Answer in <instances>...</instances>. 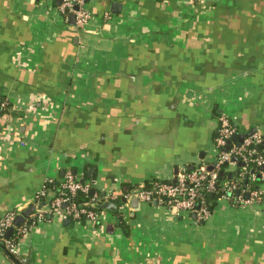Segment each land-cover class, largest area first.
<instances>
[{
    "label": "crops",
    "instance_id": "0c3cea01",
    "mask_svg": "<svg viewBox=\"0 0 264 264\" xmlns=\"http://www.w3.org/2000/svg\"><path fill=\"white\" fill-rule=\"evenodd\" d=\"M61 3L0 0V218L68 172L122 195L211 164L221 116L264 135V0H90L84 31ZM134 200L48 214L0 264H264V199L203 224Z\"/></svg>",
    "mask_w": 264,
    "mask_h": 264
},
{
    "label": "built area",
    "instance_id": "2783aa9c",
    "mask_svg": "<svg viewBox=\"0 0 264 264\" xmlns=\"http://www.w3.org/2000/svg\"><path fill=\"white\" fill-rule=\"evenodd\" d=\"M89 1L62 0L59 12L66 20L74 16L76 31L88 28L92 18ZM7 109L8 101L0 98V117ZM236 132L233 120L228 116H221L214 140L218 153L213 163L198 164L192 169L183 167L172 179L154 180L122 195L112 192L104 195L94 193L88 183L71 172L66 173L57 186L52 180H48L35 194L34 210L21 225H15L16 218L21 214L19 212H7L0 218V244L9 258L18 259L21 239L48 214H58L64 220L98 223L102 213L101 206L114 200H121L117 206L120 212L131 200L136 199L165 208L177 217L195 216L197 224H203L211 217V195L219 194L220 199L227 200L237 208H251L260 204L264 199L263 190L260 187L251 189L250 186H244L243 181L247 177L248 180L255 181L257 176L264 180V135L255 132L239 144L231 141ZM233 158L242 163L243 169L237 177L231 171L232 177L221 183L220 174L236 166ZM210 165L213 166L212 170L208 169ZM11 228V236L6 238Z\"/></svg>",
    "mask_w": 264,
    "mask_h": 264
},
{
    "label": "water",
    "instance_id": "95a60500",
    "mask_svg": "<svg viewBox=\"0 0 264 264\" xmlns=\"http://www.w3.org/2000/svg\"><path fill=\"white\" fill-rule=\"evenodd\" d=\"M74 19H75V18H74L73 15L70 16V20H71L72 24H74ZM254 131H255V130L252 129L249 133H247V134H243V135L234 134V135L232 136V138H231V141H233V142H237V143L240 144V143H242V141H243L245 138L251 136V135L254 133ZM233 161H237V159H236V158H233ZM208 169H209V170H212V169H213V166H212V165L208 166ZM262 170L264 171V167L262 168ZM229 177L231 178V177H232V174H230ZM258 179H260V176H258ZM134 202H138V201H137V200H134ZM111 206L113 207V205L102 206L101 209L110 208ZM33 210H34V205L30 206V207L27 208L25 211H23V212H22V213L16 218V220H15V225H16V226L21 225V224L24 222V220H25L26 218L29 217V215L33 212ZM192 218L195 219V216H192ZM12 232H13V228H11V229L8 231V233H7V235H6V238H9V237L11 236Z\"/></svg>",
    "mask_w": 264,
    "mask_h": 264
},
{
    "label": "trees",
    "instance_id": "16d2710c",
    "mask_svg": "<svg viewBox=\"0 0 264 264\" xmlns=\"http://www.w3.org/2000/svg\"><path fill=\"white\" fill-rule=\"evenodd\" d=\"M0 98H2V97H0ZM2 99H4V98H2ZM242 169H243L242 163L239 160L236 161V170L233 169V170H230V171H227V172H222L220 174V179H219L220 182L223 183V182L228 181L230 179L229 175H230L231 171L234 174V176L237 177L238 173L240 171H242ZM263 181L264 180H262L261 178L258 179V176L256 177L255 181L248 180V177H247L243 181V185L247 186V187L250 186L251 189H257L259 187L260 183L263 182ZM209 199L211 201V208L210 209H211V212H213V209H214L215 205L217 204L218 200H220V195L219 194L211 195Z\"/></svg>",
    "mask_w": 264,
    "mask_h": 264
}]
</instances>
